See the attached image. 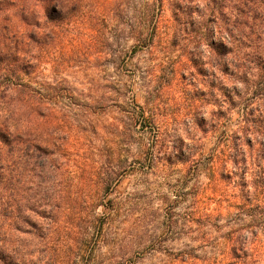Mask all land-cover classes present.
<instances>
[{"label": "clouds", "instance_id": "obj_1", "mask_svg": "<svg viewBox=\"0 0 264 264\" xmlns=\"http://www.w3.org/2000/svg\"><path fill=\"white\" fill-rule=\"evenodd\" d=\"M216 3L217 8L214 9L212 0H201L199 15L193 13L188 16L186 12H178V54L191 56L197 62L204 61V67L209 73H215V79L220 80L224 79L219 71L220 67L225 64L230 68L239 65L240 56L245 53L254 62L264 65V0H227L226 8L219 11V14L217 9L220 0H216ZM52 5L60 17L72 15L69 9L76 5V15L83 13L104 19L114 33L120 34L121 48L127 50L142 35L147 36L150 33L148 18L155 2L52 0ZM212 16H215V20L210 22L209 18ZM55 22L62 24L64 21ZM186 31L192 34L186 36ZM104 35L112 41L108 32ZM213 41H222L228 47L217 55L208 47ZM112 46L115 47V43ZM161 55V63L175 59L171 52ZM144 67H152V64H145L142 68ZM244 67H248L246 61ZM185 69L192 71L188 65L181 71ZM234 70L239 71V68ZM140 74L145 76L143 81L136 75L131 80L125 78L120 82L133 86V92L128 93L123 102L130 103L129 98L134 94L143 97L151 91L152 78L143 71ZM63 76L64 73H60L55 80L51 77L37 79L59 85L61 82L67 83L62 80ZM258 79L264 80V73L250 67L247 84L237 85L241 93L240 101L251 96ZM197 82V86H200L198 78ZM84 90L87 91V86ZM0 91H3L2 87ZM217 98L218 93L216 97H209L207 109L203 102L185 107L187 115H183L181 120L164 123L155 139L147 132L139 133L134 130L119 134V138L101 133L100 137L93 138L85 153L86 163L81 166V171L84 168L89 171L83 181L71 173H56L47 164L42 170L37 169L40 173V178L37 179L31 172L12 165L15 156L0 159V164L5 166L0 169V264H169L171 257L166 254V249L175 253L181 247L195 248L199 244L204 245L199 249L203 255L212 244L222 245L221 234L230 231H235L241 239L246 238L249 242L256 240L264 245V212L245 213L241 210L230 223L221 218L217 222L218 230L191 223L190 214L195 211L191 206L194 197H189L178 208L172 209V212H183V216L172 217L177 223H171L165 214L166 205L174 198L172 194L175 189L171 186L175 184L179 188L177 180L182 178V171L164 164L166 159H176L177 151L172 149V142L180 137L188 144L198 146L208 140V137L201 136L195 128L194 114L204 116L209 122H216L212 116L211 100ZM219 99L222 104V98ZM256 106L264 112V93L249 104V107ZM204 126L207 127V124ZM129 134L133 139L128 138ZM251 135L254 137L251 153L244 151L243 137L239 142L241 154L251 157L252 163L248 166L250 172L256 166L255 154L264 152V130ZM121 139L124 143L120 142ZM211 139H215L214 134ZM153 144L155 147H152ZM108 149H112L113 153L111 163L105 162ZM201 153L202 150L197 151L193 158L192 163L197 164V167L184 191L202 188L208 183L209 175L216 171L211 166L204 165V156ZM184 155L187 156L188 153L184 152ZM55 159L59 163V156ZM118 159L122 163L118 164ZM148 164L151 165L150 168ZM260 165L264 167V161H260ZM28 167L33 165L29 163ZM241 167L237 163L232 170L239 172ZM125 169L131 175L117 189L116 184L124 179L121 173ZM93 171L97 177L95 180L91 179ZM108 186H111L110 195H101V189ZM244 192L254 203L260 202L261 208H264V202L256 201L257 189L251 182ZM109 199L111 204L107 208L110 211L106 208L101 212L97 205L101 201L107 204ZM186 205L189 206L187 211ZM81 220L83 227L79 231L74 230L71 225ZM84 227L87 228L86 232ZM94 230L96 235L93 234ZM165 236L168 239L160 243ZM213 237L216 239L213 240ZM82 241H89L87 251L81 247ZM89 253L91 261H82L81 256L88 257Z\"/></svg>", "mask_w": 264, "mask_h": 264}, {"label": "rangeland", "instance_id": "obj_2", "mask_svg": "<svg viewBox=\"0 0 264 264\" xmlns=\"http://www.w3.org/2000/svg\"><path fill=\"white\" fill-rule=\"evenodd\" d=\"M187 1L192 5L196 0ZM77 10L76 6L72 13L74 22L62 36L53 40L46 39L47 45L40 53V66L34 72V81L47 88L54 96L51 97V104L44 113L48 115L49 124L45 125L43 131L40 129L35 131L43 132L42 135L51 143L50 149L59 156V163L55 164L58 167L56 173H71L83 181L89 171L88 168L81 171V166L86 163L85 153L92 144L93 138L100 137L101 133L119 138V134L134 130L139 133L147 132L155 139L156 133L165 121L171 123L187 115L185 107L203 102L207 109L210 103L209 97H216L217 93L223 101L227 100L226 96L229 92L227 78L229 76L233 78L228 69L221 66L219 71L224 79H215L216 74L209 73L204 67V61L197 62L191 56L178 54L179 41L170 40V37L167 44L154 41L152 46L148 47L143 42L134 43L127 50L119 53L117 50L120 34L114 33L104 19L83 13L76 15ZM163 14L169 19L168 10ZM105 32L112 36L111 42L105 37ZM113 43L115 47L112 46ZM169 52L175 55V59L161 63L163 59L161 53L168 55ZM149 63L152 67L142 68ZM185 65L191 66L192 71L187 69L181 71ZM142 71L152 78L151 91L143 97L134 94L129 98L130 103L123 102L124 97L133 92V86L120 82L125 78L131 80L136 75H139L140 80L143 81L145 76L140 74ZM60 73H64L62 80L67 83L61 82L57 85L37 79V77H51L55 80ZM197 78L200 86H197ZM211 83L215 86V91L211 88ZM85 86L87 91L84 90ZM219 98L211 100L213 111L219 109L213 105L221 103ZM194 118L197 122L201 118L205 119L204 116L195 114ZM238 120L239 113L232 110L228 120L221 121L217 126H211L206 120L207 127H205L203 121V124L201 123L196 129L201 136L209 139L201 145L192 146L180 137H176L172 142V149L177 151L176 159L174 161L166 159L164 164L182 171V178L177 180L179 188L175 184L171 186L175 189L172 194L174 198L165 208V214L171 223H177L172 219L174 215L183 216V212H172V209L178 208L189 197H194L191 205L195 209L194 212H205L212 217L225 218L236 213L237 207L245 203L239 192L234 191L231 184L220 178L218 163L213 165V169H216L214 176H209L208 183L202 188L183 190L187 188L197 167V164L192 163L196 152L202 150L203 163L206 166L215 150H221L227 138L237 129ZM213 134L214 140L211 139ZM128 138L133 139L130 134ZM120 142L124 143L122 139ZM152 147H155V144ZM184 152L188 155L185 156ZM112 155V149H108L105 153L106 163H111ZM117 163H122V160L118 159ZM147 166L151 167L150 164ZM32 175L37 179L40 178L37 169ZM121 175L124 179L116 184L117 189L125 183L131 172L125 169ZM96 178L93 171L91 179ZM110 191L111 186L102 188L101 195L109 196ZM110 204L109 199L107 204L101 201L97 207L103 212ZM188 207L185 206V211ZM107 210L110 211V208ZM71 227L79 231L83 227L82 220L72 224ZM83 230L86 232L87 228L84 227ZM171 230L170 224L169 231ZM93 234L96 235L95 230ZM167 239V236L163 237L160 243ZM81 247L87 251L89 241H82ZM189 249L190 247H181L175 253L166 249V254L171 257L169 264H203L191 260L186 263L181 262L183 252ZM81 260L90 262L91 254L89 253L88 257L81 256ZM223 261L222 263L227 262L226 259Z\"/></svg>", "mask_w": 264, "mask_h": 264}, {"label": "trees", "instance_id": "obj_3", "mask_svg": "<svg viewBox=\"0 0 264 264\" xmlns=\"http://www.w3.org/2000/svg\"><path fill=\"white\" fill-rule=\"evenodd\" d=\"M154 2L155 7L148 18L151 31L147 36L142 35L137 42L146 43L148 47L152 46L154 41L167 44L169 37L170 40H177L176 29L180 20L178 12H186L188 16H192L193 13L200 14L201 0H196L192 5L188 4L187 0H154ZM212 4L216 9V0H212ZM226 6L227 0H220L217 14ZM75 9L76 6L73 5L69 12L73 13ZM165 10L170 12L169 19L163 14ZM209 19L212 22L215 16ZM57 20L64 22L57 24L55 22ZM73 22V15L66 17L58 15L52 0H0V77H2L0 87L3 88V91H0V125H3L0 128V159L5 156H15L12 165L19 166L25 172L34 173L36 169L42 170L46 164L49 168L58 170L55 165L57 161L52 158L57 156V153L50 149L51 143L42 135L43 132L35 131V129L43 131L45 125L49 124L48 115L44 113L54 96L47 88L34 81V72L40 66V53L47 45L46 39H58ZM191 34L184 32L186 36ZM118 47L119 53L124 52L120 44ZM208 47L219 55L228 45L222 41L219 43L213 41ZM245 61L248 67H244ZM222 67L228 69L233 78L230 76L227 78L229 81L227 100L222 104L214 102L213 105L219 109L212 111V116L220 123L223 120L227 121L232 110H236L239 113V120L237 129L227 138L221 150H215L206 166L213 168V165L218 163L220 178L231 184L234 191L239 192L244 198L245 203L237 207L238 211L234 213L235 215H227L225 218L212 217L205 212H194L190 215L192 224L207 225L212 230H218L217 222L221 218H224L226 223H230L232 219L237 218L241 210L245 213L264 212L261 203H254L253 199L244 192L251 182L257 189L256 201L264 202V167L260 165V161H264V152L255 154L256 166L250 172L248 166L252 163L251 157L241 154L239 144L243 137L244 151L251 153L254 139L251 133L264 130V113L260 111L259 106L249 107L250 103L264 93V80H257V87L244 101H240L241 93L237 87L238 84H247L250 67H255L259 73H264V65L254 62L245 53L240 56L239 65L230 68L225 64ZM237 67L239 71L234 70ZM210 86L215 89L213 83ZM203 121L207 123L205 119L201 118L197 122L194 118L195 128L200 127ZM216 122L208 121L211 126H217ZM29 163L33 167H28ZM237 163L242 165L239 172L232 170ZM4 167V164H0V169ZM209 176H214V172ZM253 235L255 236V233ZM215 239L216 237H213V240ZM220 239L222 245L212 244L203 255L200 254L199 249L204 245L190 247L187 252H183L181 262L186 263L191 260L203 264H264V245L256 240L249 242L246 238L241 239L235 231L221 234ZM225 259L227 262L222 263Z\"/></svg>", "mask_w": 264, "mask_h": 264}]
</instances>
